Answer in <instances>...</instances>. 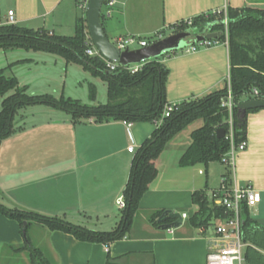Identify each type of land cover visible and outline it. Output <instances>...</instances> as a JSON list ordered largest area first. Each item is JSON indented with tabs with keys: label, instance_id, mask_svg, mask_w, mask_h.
Segmentation results:
<instances>
[{
	"label": "crops",
	"instance_id": "1",
	"mask_svg": "<svg viewBox=\"0 0 264 264\" xmlns=\"http://www.w3.org/2000/svg\"><path fill=\"white\" fill-rule=\"evenodd\" d=\"M227 6L264 10V0H115L112 6L102 7V24L113 43L122 36L146 39L179 21ZM77 8L76 0H0V25L6 24L7 13L12 10L15 25L72 35L76 19L85 17L83 10L78 14ZM38 61L47 71L53 65L75 74L78 84L80 79L86 81V88L82 87L88 103L107 99L106 82L79 64L67 63L48 52L0 49V69L12 64L7 72L13 73L19 85L31 94H44L41 82L35 84V80L51 75L35 72ZM161 61L168 68V104L204 97L222 88L229 75L228 47L223 43L188 53L182 47L163 55ZM135 64L139 63L129 65ZM90 85L95 91L93 100ZM47 112L62 113L30 122L28 115L22 116L17 130L0 142V203L63 217L85 227L87 219H109L118 208L116 199L122 196L134 152L151 136L155 125L118 120L96 123L91 118L74 121L64 111L50 108ZM186 128L156 159L157 175L140 198L125 237L106 245L80 241L63 231L32 224L28 229L31 243L42 248L56 264H106L107 259L110 264H206L209 247L216 243L214 228L192 227L185 218L180 227L163 230L149 217L155 211L188 215L194 209L193 192L209 193L228 173L226 182L251 184L257 197L256 206L250 210L257 226L243 229V264H264V108L247 114L246 149L235 155L232 165L210 162L179 166L178 160L195 129ZM131 144L135 147L133 153L127 151ZM23 242L18 222L0 213V256L2 248ZM20 255L26 259L25 254Z\"/></svg>",
	"mask_w": 264,
	"mask_h": 264
},
{
	"label": "trees",
	"instance_id": "2",
	"mask_svg": "<svg viewBox=\"0 0 264 264\" xmlns=\"http://www.w3.org/2000/svg\"><path fill=\"white\" fill-rule=\"evenodd\" d=\"M106 3L107 0H104L103 6ZM103 15L101 10V20ZM225 22L227 36L222 35L212 40L218 43L227 42L229 75L224 86L204 97L174 104L168 116L163 115L165 105L168 104L165 92L168 68L161 58L144 61L134 73L120 65L110 70L101 56L88 55L86 52L91 48L92 42L88 36L85 17L76 19L75 31L72 35H59L44 28L32 29L14 23L0 25V49L4 51L22 49L56 54L64 58L67 63L81 65L83 69L100 77L107 84L106 103L85 104L69 97L61 96L56 99L47 93L28 94L26 88L19 85L14 74L7 72L12 64L1 68L0 142L17 130L18 121H15V115L18 111L36 104L64 111L74 121L91 118L96 123L118 120L132 123L150 122L155 125L151 136L134 152L128 180L122 192L125 205L120 210V219L112 230L97 231L69 222L63 217L43 215L12 203L9 206L0 203V213L17 221L22 236L23 232L25 233L24 242L18 246H7L8 250L15 255L25 254L29 264H56L42 248L31 243L28 229L32 224L45 226L49 230L63 231L80 241L106 245L125 237L138 210L140 198L157 175L155 161L175 135L193 122L201 120V125L192 130L190 144L180 156L178 165L187 167L196 164L207 165L210 162L223 163L230 148V140L225 136L218 138L216 130L223 128L225 135L229 133L228 113L222 106L228 89L235 104L232 117L233 144L237 145L246 140V116L260 108L247 110L245 115L241 116L237 104L242 95L251 94L253 90L257 91L258 98L264 99V10L255 7L227 6L219 11L193 17L189 25L183 22L173 24L170 29L173 32L195 37L210 32H223ZM89 89L93 100L94 88L90 85ZM228 176V173L224 175L226 178H229ZM0 195L3 196L1 191ZM192 203L194 209L187 215L188 224L192 227L204 229L210 225L211 220L217 223L229 215L223 208L211 207L204 191H194ZM163 213L164 211L153 212L149 217L150 221L157 225L156 220ZM254 226L257 225L251 218L249 209L243 205L242 241H244L243 229ZM106 264H110V259H107Z\"/></svg>",
	"mask_w": 264,
	"mask_h": 264
},
{
	"label": "built area",
	"instance_id": "3",
	"mask_svg": "<svg viewBox=\"0 0 264 264\" xmlns=\"http://www.w3.org/2000/svg\"><path fill=\"white\" fill-rule=\"evenodd\" d=\"M88 0H76V5L79 9L85 11ZM115 0H107L105 6H112ZM215 12V11H214ZM191 24V18L183 21H179L175 24L179 23ZM6 23H14L13 19V11L9 10L7 13ZM173 32V31H172ZM179 33V32H175ZM223 35L227 36V25L225 22V28L222 32ZM155 39L150 42L147 39H141L137 36H122L119 37L113 44L120 51H130L136 50L138 48L146 47L151 43L162 40L164 37L163 30L158 31L154 34ZM213 39H204L193 44H189L183 47L184 52H194L201 48L210 47L212 45L219 44L218 42H212ZM223 44L227 45V42ZM88 55H99L106 62V66L110 70H114L119 64L115 62H111L105 59L95 48L92 43L91 48L86 50ZM143 62L135 65L125 66L130 72H136L142 65ZM253 93L257 96V91L253 90ZM222 106H224L228 113L227 123L229 126V133L225 135L226 138L230 140V148L227 152L226 156L223 159V163L227 165H232L235 155L246 149V140L240 142L237 145L233 144L232 138V117H233V109L234 102L232 101V97L230 94V90L228 89L227 96L222 101ZM174 104H166L164 109V116H168L169 112L173 110ZM127 151L133 153L135 151V147L131 144L127 147ZM207 201L209 202L211 207L223 208L229 215L225 217L220 222H217L214 227L215 231V244L209 247L207 256H206V264H243L244 256H243V248L244 243L241 239V212L242 206L246 205L249 209H253L257 204V197L255 189L251 184H246L243 186H238L237 184L228 185L224 179L221 180L219 186L206 194ZM116 205L118 208H124V199L122 196L116 199ZM182 220L187 218L185 213L181 214Z\"/></svg>",
	"mask_w": 264,
	"mask_h": 264
},
{
	"label": "water",
	"instance_id": "4",
	"mask_svg": "<svg viewBox=\"0 0 264 264\" xmlns=\"http://www.w3.org/2000/svg\"><path fill=\"white\" fill-rule=\"evenodd\" d=\"M104 0H88L85 9V20L88 31V36L97 49V51L107 60L115 62L120 66H127L129 64L141 63L146 60L163 56L176 49L182 48L194 42L204 39H215L223 35L221 31L210 32L205 35H197L190 37L185 33H174L160 41L151 43L150 45L136 50L120 51L107 37L102 20L101 10ZM237 108L244 116L247 110L264 108V99L258 98L254 93L244 94L240 97ZM216 136L223 138L225 131L223 128L216 130ZM167 219H172L171 223H164ZM161 224L163 230L171 228H178L182 225V218L179 213L171 211H164V213L157 219ZM25 224V223H24ZM25 238V233L23 232Z\"/></svg>",
	"mask_w": 264,
	"mask_h": 264
},
{
	"label": "rangeland",
	"instance_id": "5",
	"mask_svg": "<svg viewBox=\"0 0 264 264\" xmlns=\"http://www.w3.org/2000/svg\"><path fill=\"white\" fill-rule=\"evenodd\" d=\"M103 7H105V6H103ZM77 11H78V14L80 15L81 9L77 8ZM84 13H85V11H84ZM174 33L175 32H172L171 29H164L163 30L164 37H168L169 35H172ZM70 34H73V33H70ZM146 38H148L147 40L150 42H152L155 39L154 34H151ZM12 53L13 52H11V55H12ZM31 57L34 58V56H31ZM161 57L162 56H160L159 58H161ZM36 60H40V59H36ZM38 62H39V64L36 65V69L34 68L35 72L36 71H43L44 73L51 72V75H49V76L45 75V76H42L41 78H39V79L37 78L35 80V82H36L35 84L41 82V84H42L41 88H42V90H45V91H43V93L50 94L51 96H53L56 99L63 96L66 98L70 97L72 99H78L82 103H85V104H91V103H88L87 97H86L87 95L83 91V87L86 88V86H84L86 84V81H84L83 79H80V84H78L77 76L75 74H70V72L65 73L64 71L60 70L59 67H53V65H50V64H49L50 69H49V71H47L46 68H44V66L42 65L41 61H38ZM33 78H35V77H33ZM42 79H44V80H42ZM48 83H49V85H47ZM26 92L28 94H31L30 93L31 91H29L28 89H26ZM0 102H1V97H0ZM106 102H107V99L100 101V99L97 98V101H95L94 104H96V105L97 104H104ZM49 110H50L49 107H47L45 105H41V104H36L33 106H27V107H24L18 111V113L15 115V121L19 122V120L22 116H27V115L29 116L28 117L29 122L31 119L33 121H36V119L47 120L48 117H53L54 115H61L60 113H62V112H54V113L52 112V114H50V112H47ZM34 113H36L34 116L31 115ZM201 123H202L201 120H197V121L193 122L192 124H190L186 128V130L197 128L201 125ZM216 165H218V167H220L221 164L216 163ZM119 219H120V209L115 208L113 215L109 219L103 220L101 218V220L98 222L95 219H93V220L87 219L86 222H84V225H86L87 228H94V229L95 228H103L105 230H109L112 227H114V225L119 221ZM214 224H215V221L211 220L210 225H209L210 230H212L214 228ZM28 233H30V232H28ZM1 252H2V255L0 256V264H29V261H28L26 255H25L26 259H24V257L21 255L13 254L10 250H8L7 247L2 248Z\"/></svg>",
	"mask_w": 264,
	"mask_h": 264
}]
</instances>
